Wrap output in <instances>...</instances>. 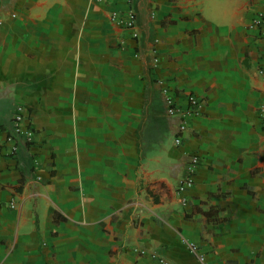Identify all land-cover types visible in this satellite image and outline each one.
<instances>
[{"label":"crops","instance_id":"obj_1","mask_svg":"<svg viewBox=\"0 0 264 264\" xmlns=\"http://www.w3.org/2000/svg\"><path fill=\"white\" fill-rule=\"evenodd\" d=\"M128 8L137 39L110 19ZM258 11L263 0H0V264H264ZM161 82L202 101L180 146L177 118L169 140L151 116ZM19 107L33 138L10 154ZM191 155L194 184L178 191Z\"/></svg>","mask_w":264,"mask_h":264},{"label":"built area","instance_id":"obj_2","mask_svg":"<svg viewBox=\"0 0 264 264\" xmlns=\"http://www.w3.org/2000/svg\"><path fill=\"white\" fill-rule=\"evenodd\" d=\"M264 1V0H263ZM127 3H130V0H127ZM125 19H121L116 13L111 14L110 19L116 22L118 25L124 26L126 29L131 31L133 39H137L138 33L136 29V16L131 8H128L126 11ZM249 29L257 30L260 34V37L264 40V12L258 11L252 21L248 25ZM157 59H155V63ZM259 73L264 76V70H260ZM162 93L165 98L166 103V112L168 116L177 118L178 120V131L177 135L174 138V145L180 146L185 138L186 133H188L189 122L194 116H198L201 112L202 101L198 99L193 94H186L185 103H182L180 99L172 93L169 86L161 82ZM258 113L260 120L264 126V105H261L258 108ZM25 120L24 110L19 107L16 110V113L12 119L14 130L13 133L7 136V142L12 144L10 149V154H14L17 150L18 143H30L32 142L33 132L30 127H24L23 121ZM1 130V128H0ZM199 165V157L197 155L189 156L186 172L183 179L179 182L178 191H182L186 188L192 187L194 184V177L196 170ZM190 252L200 261L204 262V258L197 254V248L195 246H190ZM141 253H144L141 251ZM151 257L155 259V254H151ZM159 264H168L166 260L158 258Z\"/></svg>","mask_w":264,"mask_h":264},{"label":"rangeland","instance_id":"obj_3","mask_svg":"<svg viewBox=\"0 0 264 264\" xmlns=\"http://www.w3.org/2000/svg\"><path fill=\"white\" fill-rule=\"evenodd\" d=\"M148 113L149 110H146V116L149 115ZM151 116L154 117L165 129L163 131L165 138H168L169 140L172 139L175 129V119L168 116L166 112V103L163 99L154 107Z\"/></svg>","mask_w":264,"mask_h":264}]
</instances>
